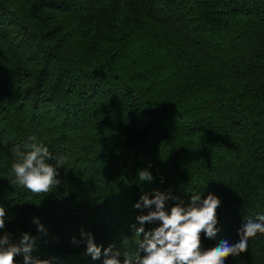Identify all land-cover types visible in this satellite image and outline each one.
Returning a JSON list of instances; mask_svg holds the SVG:
<instances>
[{
  "label": "trees",
  "instance_id": "1",
  "mask_svg": "<svg viewBox=\"0 0 264 264\" xmlns=\"http://www.w3.org/2000/svg\"><path fill=\"white\" fill-rule=\"evenodd\" d=\"M0 42V235L28 233L52 264H103L73 237L140 254L145 193H170L169 210L215 193L205 250L264 215V0H0ZM31 137L64 160L53 193L11 183ZM226 264H264V234Z\"/></svg>",
  "mask_w": 264,
  "mask_h": 264
},
{
  "label": "clouds",
  "instance_id": "2",
  "mask_svg": "<svg viewBox=\"0 0 264 264\" xmlns=\"http://www.w3.org/2000/svg\"><path fill=\"white\" fill-rule=\"evenodd\" d=\"M31 143L24 145V150L17 147L11 164L13 186H19L36 194H50L61 183L59 169L64 160L55 158L43 142L31 137ZM139 179H153L148 170L139 172ZM171 194L156 190L154 194L145 193L134 205L135 208L149 209L147 214L137 217L138 227L135 228V239L139 245L140 254H126L121 259V253L113 245L104 248L95 242L94 234L82 230V239L73 237V243L86 244V254L93 260L103 256V264H226L228 257L247 251L248 243L257 234H264V215L256 219L245 218L239 229L240 239L236 243L227 240L215 247L204 249L202 237L211 240L217 234L218 209L221 200L215 193L202 197L201 193L193 192L191 202L180 201L170 210L166 206ZM153 206H155L153 208ZM6 208L0 205V229L5 228ZM40 232L46 234L47 229L34 218ZM158 225L147 229L145 225ZM35 238L24 233L19 242H13L12 233L0 235V264H18L16 257L23 255L19 264H52L51 259L34 256Z\"/></svg>",
  "mask_w": 264,
  "mask_h": 264
},
{
  "label": "rangeland",
  "instance_id": "3",
  "mask_svg": "<svg viewBox=\"0 0 264 264\" xmlns=\"http://www.w3.org/2000/svg\"><path fill=\"white\" fill-rule=\"evenodd\" d=\"M0 45H1V42H0ZM7 49L12 52L11 48H7Z\"/></svg>",
  "mask_w": 264,
  "mask_h": 264
}]
</instances>
